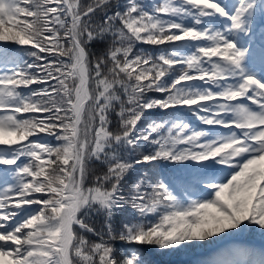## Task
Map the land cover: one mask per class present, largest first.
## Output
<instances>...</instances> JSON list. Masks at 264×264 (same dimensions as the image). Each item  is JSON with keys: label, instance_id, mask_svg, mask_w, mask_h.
I'll list each match as a JSON object with an SVG mask.
<instances>
[{"label": "snow or ice", "instance_id": "1", "mask_svg": "<svg viewBox=\"0 0 264 264\" xmlns=\"http://www.w3.org/2000/svg\"><path fill=\"white\" fill-rule=\"evenodd\" d=\"M153 109L209 127L145 123ZM145 164L179 172L133 175ZM253 231L264 0H0V264H143L116 243L178 252ZM211 264H264V249Z\"/></svg>", "mask_w": 264, "mask_h": 264}, {"label": "trees", "instance_id": "2", "mask_svg": "<svg viewBox=\"0 0 264 264\" xmlns=\"http://www.w3.org/2000/svg\"><path fill=\"white\" fill-rule=\"evenodd\" d=\"M144 3H149L150 0H143ZM8 47L15 49L14 45H8ZM138 47L145 49L149 52H155L156 49L148 45H139ZM27 59V57H25ZM151 96H157L156 93H150ZM173 112L177 114L183 113L184 118L190 122L191 126L196 129H205L209 126L203 125L196 116L183 110L171 109L168 112H162L158 109H153L146 114L145 123L149 120H161L167 119ZM212 131H226L220 128H212ZM145 172L162 173L166 176H173L178 174L179 168L177 166L165 165L163 167L153 168L152 165H138L134 169L133 175L139 176ZM223 174V173H222ZM101 222L100 218H97V225ZM114 224L118 227L120 224V217L117 216L114 219ZM97 239L96 237H91ZM249 238L258 239L264 242V235L258 231L245 232L236 237L232 241L218 242L217 244L205 245L203 248H192L186 250H180L178 252H161L155 247L128 245L123 243H116L118 255L128 254L132 251H138L141 254L143 264H211V261L218 258L223 253L226 247L231 246H249L253 249L259 250L256 246H253L247 242Z\"/></svg>", "mask_w": 264, "mask_h": 264}, {"label": "rangeland", "instance_id": "3", "mask_svg": "<svg viewBox=\"0 0 264 264\" xmlns=\"http://www.w3.org/2000/svg\"><path fill=\"white\" fill-rule=\"evenodd\" d=\"M228 2H230V3H231V2H234V0H228ZM250 106H251V105H250Z\"/></svg>", "mask_w": 264, "mask_h": 264}]
</instances>
